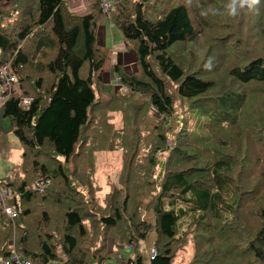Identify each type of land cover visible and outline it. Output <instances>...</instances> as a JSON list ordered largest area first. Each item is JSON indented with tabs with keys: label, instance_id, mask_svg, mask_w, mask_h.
Segmentation results:
<instances>
[{
	"label": "trees",
	"instance_id": "trees-1",
	"mask_svg": "<svg viewBox=\"0 0 264 264\" xmlns=\"http://www.w3.org/2000/svg\"><path fill=\"white\" fill-rule=\"evenodd\" d=\"M92 1L78 14L66 0H0V64L17 83L0 110L20 145L0 178L14 211L0 209V258L122 264L131 245L143 264L153 233L149 264H264V0H120L107 17ZM105 19L133 70L97 44ZM98 153L120 161L105 191Z\"/></svg>",
	"mask_w": 264,
	"mask_h": 264
},
{
	"label": "rangeland",
	"instance_id": "rangeland-1",
	"mask_svg": "<svg viewBox=\"0 0 264 264\" xmlns=\"http://www.w3.org/2000/svg\"><path fill=\"white\" fill-rule=\"evenodd\" d=\"M92 4H93L92 0H78V2L76 1L75 4L72 3L69 6L67 4V7L72 12L82 14V13L88 12L90 10V6ZM192 5H193V3H192ZM95 33H96V36H95L96 42L98 45H101V46H103L104 44L109 46L112 43H117L116 41H121V36H120L119 31L114 26L109 24V22L106 19L103 20L96 27ZM124 53H127L128 55L133 54L135 57L134 51L130 48L125 50ZM125 66H127L129 69L133 70V68H135L134 60L127 62L125 64ZM103 81L104 82L108 81L107 74L103 75ZM174 108H175V110H174L175 112H174L173 116L175 118H177L178 117L177 115L179 114V111H180L178 103L175 102ZM1 121H2V124L0 125V133L6 134L11 154H10L9 160L0 159V178L7 174L10 166L17 161L18 154L20 152V145H19L18 141L16 140V138L10 133V128L7 124V121H5L4 119H1ZM170 123H171V121H170ZM118 126H119V123H116V127H118ZM173 127L174 126L172 125V128ZM158 157L160 159H165L166 158V152H162V151L159 152ZM119 165H120L119 156L116 153H107V154L98 153L96 155V170H95V174H94V180H95L96 184L99 185V187L101 188L102 191H105V189H106L105 183L115 181V175L117 174V172L119 170ZM147 202L148 201H144V203H143L144 207L147 204ZM142 218L146 222H152V220H153L151 213L148 211H144L142 213ZM152 235L153 234L151 233L146 238V240L144 241V244H146L147 247H148V243H147L148 239H150L152 237ZM109 244H107V247H108V249L109 248L111 249V246ZM127 246L128 245H126L120 249L126 248ZM132 250H133V248H132ZM146 250H147L146 251V256H147L148 255V249H146ZM138 251H139V249H138ZM120 254L123 257V259H127L130 255H132V251L123 249V250H120ZM108 261L113 262V258L108 260Z\"/></svg>",
	"mask_w": 264,
	"mask_h": 264
},
{
	"label": "built area",
	"instance_id": "built-area-1",
	"mask_svg": "<svg viewBox=\"0 0 264 264\" xmlns=\"http://www.w3.org/2000/svg\"><path fill=\"white\" fill-rule=\"evenodd\" d=\"M120 0H96L102 14L107 17L111 10L117 8L118 2ZM17 83L15 77L8 71L7 64H0V109L7 98L14 93L16 90ZM30 100L28 98L22 97L19 100V105L22 107H27ZM50 179L48 177L37 180L33 184V190L41 194L49 185ZM8 198V192L5 188L0 189V209L8 216L14 215L12 208H7L4 205V201ZM126 250H132V246L128 245ZM153 248L149 251V260L153 257ZM0 264H36L32 263L29 259L21 256L18 253L12 252L11 255L6 259L0 258ZM102 264H117L114 261H104ZM122 264H132L130 257L124 259Z\"/></svg>",
	"mask_w": 264,
	"mask_h": 264
},
{
	"label": "crops",
	"instance_id": "crops-1",
	"mask_svg": "<svg viewBox=\"0 0 264 264\" xmlns=\"http://www.w3.org/2000/svg\"><path fill=\"white\" fill-rule=\"evenodd\" d=\"M76 1L78 2V0H66L68 6L72 3L75 4ZM95 36H96V33H95ZM116 42L117 43H112L109 46L106 44L103 45V46H106L110 49V63L120 64L123 67H125L126 69L131 70L127 66H125V64L129 61H133L135 59L134 55L133 54L128 55L127 53H124L125 50H127L128 48H126L124 46L122 39H121V41H116ZM0 117H1L0 118V125H1L2 124L1 119H3L1 116V110H0ZM7 124H8V122H7ZM8 126H9V124H8ZM0 134H3V133H0ZM153 239H154V234L152 235V237L150 239H148V242H147L148 247L146 244H144V242H141L138 245L139 247L136 249V251L139 252V254L141 255L143 264H149V251L152 248ZM138 249H139V251H138ZM146 249H148V255L147 256H146V251H147ZM120 250H123V249H120ZM131 251H132V255H133V250H131Z\"/></svg>",
	"mask_w": 264,
	"mask_h": 264
},
{
	"label": "clouds",
	"instance_id": "clouds-1",
	"mask_svg": "<svg viewBox=\"0 0 264 264\" xmlns=\"http://www.w3.org/2000/svg\"><path fill=\"white\" fill-rule=\"evenodd\" d=\"M247 2H248V0H240L241 6H243V4H245ZM251 3L256 4V3H258V0H251Z\"/></svg>",
	"mask_w": 264,
	"mask_h": 264
}]
</instances>
